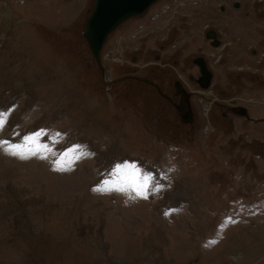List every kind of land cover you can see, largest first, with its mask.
Listing matches in <instances>:
<instances>
[{
    "label": "rangeland",
    "instance_id": "1",
    "mask_svg": "<svg viewBox=\"0 0 264 264\" xmlns=\"http://www.w3.org/2000/svg\"><path fill=\"white\" fill-rule=\"evenodd\" d=\"M94 6L0 0V264H264V0H158L99 61Z\"/></svg>",
    "mask_w": 264,
    "mask_h": 264
},
{
    "label": "water",
    "instance_id": "2",
    "mask_svg": "<svg viewBox=\"0 0 264 264\" xmlns=\"http://www.w3.org/2000/svg\"><path fill=\"white\" fill-rule=\"evenodd\" d=\"M156 0H95V6L86 21L85 36L88 46L96 60L100 55L110 34L127 19L144 13ZM208 36L216 42L215 31H209ZM201 65L200 84L207 88L210 86L212 73L200 57L196 59ZM230 110L248 117V110L244 106L231 107Z\"/></svg>",
    "mask_w": 264,
    "mask_h": 264
},
{
    "label": "flooded vegetation",
    "instance_id": "3",
    "mask_svg": "<svg viewBox=\"0 0 264 264\" xmlns=\"http://www.w3.org/2000/svg\"><path fill=\"white\" fill-rule=\"evenodd\" d=\"M210 31H214V30H210ZM208 33L206 34V36L209 38L210 41H212V45H214L213 44L214 40H213V38H211V37L208 36ZM217 37H218V33H216V42H218V44L217 45H214V46H220L222 44L221 41L218 40ZM200 57L203 59V61L205 62V64L207 65V67H208L209 70H210V68L208 66V63H207L205 57H203V56L196 57L195 58V63H194L195 65L194 66H198L199 67V72H200L199 76L201 77V75H202V73H201V65L196 60V59H198ZM211 73H212V78H213V72L211 71ZM199 78H196V77H194L192 75L190 76V80L194 81L195 83H197V85L200 88H202V85L198 81ZM212 78H211V81H210L211 83H212ZM175 84H176V87H175L172 95L174 96V98H175L176 101H174V98L172 100V98L169 96V93L167 91H165V89H163V87L161 88L162 89L161 94L163 95V97L168 96V98H171L170 100L178 108L179 114H180V116H181V118H182L183 121H189V122L190 121H193L194 120V111H193V108H192L193 106H191L192 92L189 91L187 89V87L182 82H180L178 80L175 81ZM159 85H160V83H159Z\"/></svg>",
    "mask_w": 264,
    "mask_h": 264
},
{
    "label": "snow or ice",
    "instance_id": "4",
    "mask_svg": "<svg viewBox=\"0 0 264 264\" xmlns=\"http://www.w3.org/2000/svg\"><path fill=\"white\" fill-rule=\"evenodd\" d=\"M5 114L4 113H0V130H3V127H4V125H5V123H6V121L3 119V116H4ZM5 144H9V141H0V146H2V145H5ZM19 145H11V148L12 149H19ZM79 147V146H78ZM5 151H9V149H5ZM10 154L11 155H14V156H17V155H19L20 156V158H26V157H24L23 156V154H21L19 151H11L10 152ZM33 155H35V153H33ZM83 155V154H82ZM80 157L79 156H77V159H79ZM58 163V162H57ZM118 168L119 167H121V166H117ZM58 170H61V169H58ZM107 181H104L103 182V184L104 185H107ZM147 186V178H146V180H145V187ZM160 187H162V186H155V187H153V189H152V191H157V190H159V188ZM111 190H113V189H111V188H108V187H100V186H97V187H94L93 188V191H100V192H108V191H111ZM115 190H117V191H124V189H122V188H117V189H115ZM137 196H141V197H143V198H147V195H146V193L145 192H141V191H139V190H137ZM136 197H130V199H135ZM166 215H167V213H166ZM213 243H215V241H213Z\"/></svg>",
    "mask_w": 264,
    "mask_h": 264
},
{
    "label": "bare ground",
    "instance_id": "5",
    "mask_svg": "<svg viewBox=\"0 0 264 264\" xmlns=\"http://www.w3.org/2000/svg\"><path fill=\"white\" fill-rule=\"evenodd\" d=\"M157 1H158V0H156L154 3H156ZM154 3H152V4L148 7V9H149ZM148 9H147V10H148ZM147 10H146V11H147ZM146 11H145V12H146ZM145 12H144V13H145ZM144 13H141V14H144ZM141 14L135 15V16H133V17H137V16H139V15H141ZM133 17H131V18H133ZM131 18H129V19H131ZM129 19H127V20H129ZM127 20H126V21H127ZM124 22H125V21H124ZM124 22H123V23H124ZM123 23H122V24H123ZM122 24H121V25H122ZM115 30H116V29H115ZM115 30H114V31H115ZM114 31H113V32H114Z\"/></svg>",
    "mask_w": 264,
    "mask_h": 264
},
{
    "label": "trees",
    "instance_id": "6",
    "mask_svg": "<svg viewBox=\"0 0 264 264\" xmlns=\"http://www.w3.org/2000/svg\"><path fill=\"white\" fill-rule=\"evenodd\" d=\"M128 83H132L133 84L134 82L133 81H128Z\"/></svg>",
    "mask_w": 264,
    "mask_h": 264
}]
</instances>
